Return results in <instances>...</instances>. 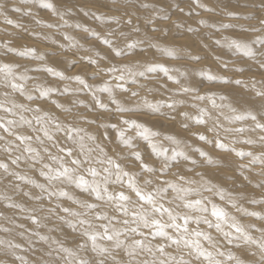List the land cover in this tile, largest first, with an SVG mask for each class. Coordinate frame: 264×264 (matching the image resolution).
Returning a JSON list of instances; mask_svg holds the SVG:
<instances>
[{
  "label": "bare ground",
  "instance_id": "bare-ground-1",
  "mask_svg": "<svg viewBox=\"0 0 264 264\" xmlns=\"http://www.w3.org/2000/svg\"><path fill=\"white\" fill-rule=\"evenodd\" d=\"M100 1L99 0H51V2L54 3L58 9L57 13H53L50 10L49 12L45 11L44 8L40 5L39 0H0V45H4V43H7L5 44L7 46L4 47L6 48L5 50L8 49L9 51V49H15V51H9V56L7 55V53H4L3 51L4 55L3 57H0V64H9V65L18 66L15 68L17 75L24 74L25 76L29 77L27 80H24V81L16 80L17 83H21L24 86V90L21 92L20 90L12 89L11 87H8V86L7 88H4L3 75L0 74V102L4 104V107L0 108V122L7 124V121H9V117L10 116L14 117V114L11 111L6 110L9 106L23 105L24 108L18 111L19 117L23 116L25 119H29V121H31V123L35 126L42 125L36 122V117L44 116L43 112H45L48 116H51L53 119L59 122L62 125V127H64V129L66 128L68 129V127L70 126L71 128L83 129V131H89L93 133L95 136L98 137V142L100 144L104 143V141H108L105 138L101 139L103 132H105L107 133V136L109 137L110 142H108V144L109 143L111 144V145H108L110 147L109 148L107 146V142L104 143L106 146L105 151H107L108 149L112 151V154H110L111 156H109V157H112V159L117 158V159H120V161L122 160L121 162L122 168L124 169V171H127L130 175L134 176L138 186L142 190L146 186L148 185L150 186L151 184H152L151 186L153 187V183H154L153 181L155 180V178H156V181H158V184L156 185V187L157 186L164 187L163 186L164 184L159 182V181H164L163 178H165V180H170V181H173V179L175 178V180L178 181L180 176H183L184 178L187 176H192L193 177L192 179L194 180H191V181H194L195 185H197L198 187V185H201V184L205 185L203 181L206 182V179L203 178L204 180L202 181L198 180V181H201L200 184H198L197 177L203 176V175L205 177L206 172H209L208 178H211L212 175L213 176L221 175V177L223 176V178H226L225 179L226 181L223 180L222 183L226 182L228 185L230 184V185L235 186L234 182L236 181L237 178L239 177L240 179L242 178L241 176L238 177V175H243V174H240L242 172L241 171L239 172L237 170L239 172V174L237 175V171L236 172L231 171L233 170L230 168L232 165L228 163L229 165H231L230 167H228L229 165L227 164V162H226L227 167L228 169L230 168L231 170L230 169L228 170L222 167L220 164L216 166L217 163L221 160H226V161L230 160L231 162H233L234 167L235 166L240 167L239 164H241L242 169L241 168L240 169L244 171L245 170L244 168H246L247 171H245L244 173L247 172V177H249L248 175L250 173H253L254 178L252 177L253 180H250L248 178L250 181H253L252 183L253 185L251 184L252 188L249 187V190L247 188L246 189L243 188L242 191L246 190L245 194L242 191L239 193L240 191L239 189V191H237L238 193L235 192L237 193L236 195L239 196V199L237 196L234 197L235 199L228 197L227 199L229 200L232 199L233 201V202L232 201L229 202V200H227L228 203L230 204L232 202L233 204L235 202L236 205L238 204L237 206H240L239 204H241V207H243V209L247 207L243 200H247V203L250 201V204L252 205L261 204L260 201H264V164H262L259 160H257L254 163L251 156H244L241 158H237L235 154L236 156L235 158V156L232 155L234 154L233 151H231L232 153H227L228 150L235 148L236 152L237 151L238 152L243 151L245 153L251 152L253 156H264V141L260 139L262 136H264V131H261L260 129L256 130L257 128H253L255 127V122H253L251 119H248L245 121H238L235 123H229V121L226 120L225 117L226 116L230 117L233 115V113L230 111V109L227 106L223 108L222 107L213 108L212 105L210 104L211 102H209L208 104L204 103L205 101L200 102L199 99H196L197 96H195V93L190 92L192 95H190L189 97L187 95L189 99L187 98L185 100L186 101L185 106H187L185 107L182 104H178L175 98L176 96L174 94L175 102L174 103L172 102V103L177 104L173 107L174 109L176 110L185 109L186 113L191 111L189 112L188 115H190L191 117L195 119V117L200 115V110L195 111L193 109V105H195L196 107L206 109L207 111L210 110L213 114V117L205 116L204 118L206 119L207 122H209L210 120L212 121L214 120V122L216 123V124L214 123V125L216 126H214L211 122L210 124L212 125H209L208 123H206L205 125H200L196 123V120H192L193 119L192 118L191 119L192 122L191 124H189L191 126L188 127L189 126L188 125L185 128V127H181L177 125L180 123L179 122L180 120L178 121V119L173 116V111H172V116L169 115L170 117L162 116L161 115L162 113L160 114L161 116L159 115V113L157 116V114L152 111L154 114H156L155 116L152 114L151 110L149 111V113H151L150 115H148L147 113H141L140 110L135 111V112L130 111L126 113H117L115 112V105L112 103V100L109 94L106 92H100L98 91V89L102 87L105 82H107L108 84L112 86L113 94L115 95L116 99L119 100L123 106L128 107V108L130 106H138L139 102H141V101L138 102V100H140V98H143V97L145 98L149 97V99H154V100L155 99L161 100V98L164 97L167 91L166 92L160 91L159 89L160 86H158L159 88L153 87L154 89L152 90L150 89V87L153 86L154 84L158 85V82H163L164 84V82L167 83V80H168V83L169 81H173V80L167 79L168 75H165L167 77L165 79V77L164 78L162 77V74L160 76L159 74H157V72H152V71H150V73L147 74L146 76H142L140 73L142 80L141 78L138 80L135 78V74H136L135 71L131 68L135 64L138 65L140 63L143 65L142 62L149 61L150 59L149 57L157 56L156 54L161 53L164 57H167L162 53L164 51H162L161 49H166V48L183 49L184 50L183 52L187 53L188 51H190L191 55L193 53L194 56L199 57V59L197 58L189 59L190 55L185 54V56L187 55L188 57L180 56L179 54H183V53H179V52L172 50L175 56L172 57L173 59L170 60V62H166V63L167 64L173 63L172 66L175 65V67L179 68L180 70L179 73L181 75L184 74L183 78H187V81H189L188 77L189 76L193 77V75L196 77V79H197V76H199V77H203L204 80L206 79L208 81L209 79L206 76L211 74L209 72V69H212L218 72L223 70L224 72L222 73L221 76H223V78L227 80H231V81L241 80L244 82L242 84L230 83L232 84V86L231 85L224 86L223 84L221 85V84H216V83H212L213 85L206 86V84L211 80H209L205 85H203L202 83L204 80L198 78L200 80L197 79L198 82L195 80L196 83L195 82L193 83L194 84L193 86L195 88L192 86V84L190 86L191 88L193 87V89H196V88L199 89V86H200L199 84L201 83L203 87L201 88L200 86L201 89L199 93L202 92L201 90L205 91V93L203 92L204 95L205 94L211 95L215 93L214 97H218V99L220 98V96H226L227 97L226 100L219 99L220 101L219 104L217 102L216 103L218 105H222L223 103H225L226 105H231L232 108L239 110L238 111L239 113L241 112L249 113L250 112L253 115H257L258 122L264 123V119H261V120L259 119V118L264 117V97L257 95L258 90L264 91V43H261V41H264V24L261 23V21L264 20V0H211V2L209 3L210 5L206 4L207 5L206 8H203L197 5L196 0H179L178 3H177V0H166V1L164 0V2L162 0H155V2H153V0L152 1L151 0H143V1L135 0V3H137V1L140 2L141 6L139 7L140 8L142 7V11L138 10L140 8L137 5L136 6L138 7V9L137 8L133 9L130 7L131 9L129 10V8L122 7V3H123L122 1H125L126 3L128 0L127 1L122 0L120 2L117 0L116 1L114 0L112 1V3L110 0L108 1L103 0L104 2L102 3ZM203 1L206 2L207 0H203ZM239 1L240 3H242L241 1H243L244 2L243 5H249L247 6L248 8H244V10H242L243 14L248 12L247 14H245L246 17L241 16V13H239L240 8L238 7L236 8L233 5V4H238V6H240ZM128 2L127 4H129L131 1L129 3ZM143 2L152 8H147V10H145L146 7H144L145 9H143V6H142L144 5ZM205 2L204 3L202 2V4L204 5ZM208 2L209 1H207L206 3ZM134 4H131V5L133 6ZM16 8H19L20 11L19 12L15 11L14 9ZM209 8L212 10L208 11L207 9ZM6 9H9L10 12L12 10V12L14 13L16 12V13L13 14L11 12V13L6 14L7 13ZM181 9H183V11H181ZM148 10H151V11H148ZM243 11H246V12H243ZM167 12L168 13L171 12L172 17L168 15L169 17L167 18L166 16ZM85 13H87V15H85ZM61 14H63V19H61ZM184 16L189 19H186L185 21ZM98 17H103V19H99ZM9 20H11L12 23H8ZM129 20L131 21V23H128ZM64 21H67V24H65ZM201 21H204V23H201ZM184 22H186V24H188L190 28L187 29L186 26H183ZM77 24L81 25V27L77 28L76 27ZM179 24L181 25L183 24L182 25L183 27L180 26L183 29H179L180 27L178 28ZM223 25H232V27L225 28L223 27ZM85 29H87V31H85ZM171 29L173 30L171 34L170 33L167 34L168 30L171 31ZM252 29H257V30L254 31ZM183 30L185 32H183ZM121 31L124 32V34L126 32L127 40H125L122 37L120 33ZM186 31L188 33H186ZM93 33H96L97 35H93ZM117 33L118 35H116ZM175 33L177 35H175ZM189 33H191L192 35L195 34V36H197L196 39H198L200 36H202L203 38L206 37L207 39L205 38V40L202 42L206 45V47H203L204 45L203 46L199 45L201 48H198V46H195V48L197 47L196 49H199L198 51H193L195 49L190 50L191 48H193L192 46L194 45L191 44L192 39L190 40V38H192L193 36L188 35ZM226 33H229V35H226ZM66 37H70L71 39H68ZM179 37L180 38L185 37L184 39L188 41V43L181 42L183 43V46L181 48H179L181 44L179 42L180 41ZM42 39H48L50 42L45 45H43V43L39 44L37 41L41 40L43 42ZM104 39H108L111 42V48H112L111 50L108 45H105L103 43ZM166 39L168 40L166 41ZM218 40L220 41L219 44L216 43V41ZM231 40H237L241 44L247 45L251 49V52L253 54L246 55L244 51H241V50L239 51L235 49L234 46H233L234 47L233 49L236 51L232 53L233 49L232 50L230 49L231 54L230 53L224 54L223 52L220 53L216 49L214 50H216L217 52L213 50L214 46L223 47V49H225V47H229L228 44L230 43ZM133 42H137L136 47L129 48L128 44L133 43ZM150 44L153 47L152 48L153 51L150 50V51L143 53V51H146L149 49L148 46ZM30 49H34V52H29L28 50ZM113 49H120L123 54L117 56L115 52L113 51ZM224 51H228V50H224ZM21 52H25L27 54L21 55L20 54ZM214 52L218 54L217 56L220 55L219 56L220 58H217L216 56H214L215 54ZM238 54H241L244 56L241 57ZM237 55L238 57H235ZM142 56H144V58H140ZM41 57L43 58L41 59ZM89 57L97 60L98 64H91L88 59ZM156 60L157 59H155V61ZM158 61L162 62L161 59H158L157 62ZM246 62L248 66L246 65ZM242 64H245V67L249 69H253L251 70L252 72H249L247 68L245 71H242V72L237 71V69H243L241 68L243 67ZM130 65L131 66L133 65V66L131 67ZM49 67L55 69L56 72L63 73L65 77H68V79H61L59 76H55L52 73H49L43 70ZM71 67L74 69L70 70L72 69ZM112 67H116L117 69H119V71L115 73L108 71ZM136 70L137 72L140 71L138 69ZM206 71H208L207 73L209 74L205 73ZM173 72H177V71L174 70ZM170 74L171 72L169 73V76L172 75ZM120 75H124L125 79L123 81H118L116 79V77ZM181 75L180 76L175 75V76L176 78L178 77L181 78ZM75 76L82 77L86 81L87 85L91 86L92 88L95 87L93 88L94 91L90 90L88 87H85L84 85H81V84L76 85L75 82H78V81L75 79H72V77H75ZM216 76L217 74L215 75V77ZM144 78H146L147 81H145ZM33 79L36 80L35 83L31 81ZM192 80L194 81V79ZM218 80L220 79H217V81ZM30 81L33 82L34 84L33 83L31 84ZM213 81L214 80H212L211 82ZM118 83H122L125 88L129 89V91L125 92L119 88H116V85ZM197 83L199 86L197 85ZM170 86H173V85H170ZM48 88L54 89V91L50 92L48 96H42L40 94L41 89H48ZM65 89H67V91H65ZM5 90L9 91V93L7 92L8 93L7 95H5V92H6ZM157 90L160 92H158ZM156 91L159 94H156L155 93ZM132 92H137L138 95L132 96L131 95ZM93 93H95L96 97L99 98V100L102 103L107 105V108H100L98 104H93L91 108H88L90 104L95 102V99L93 98ZM101 93H106V95L104 96ZM186 93L188 94L189 92H186ZM29 95L33 97L32 100L28 99ZM130 95L132 96V98L129 97ZM199 95L202 96L203 94L202 95L199 94ZM4 96H6L7 100H9V105H7V103L1 99ZM171 97L170 98L167 97L168 99V100L166 99L167 103L169 100L170 101L173 100ZM191 97L193 98V100H195V103L193 102V100H191ZM239 97H240V100H238ZM3 99H5V97ZM196 100H199L197 101L198 103L196 102ZM187 102L189 104L193 102V104L188 106ZM169 103L171 104V102ZM140 104H143V103H140ZM239 106H240V109H238ZM243 107H245V109ZM36 108H39L40 111L36 112L32 110ZM141 108H142V105H141ZM143 108H147V107H143ZM165 108L163 106L162 109H165ZM173 108H169L170 111ZM24 109H29V110L25 111ZM121 116H123L124 119L136 120L137 122L142 123L146 127L150 128L151 130L155 129L157 132H158L157 130L158 128L160 129V131H163V134H166V135H171V136L176 137V134L174 133L176 131V133H180V135L184 136L185 139L187 138L191 141L193 140L196 141L199 134L206 135L208 139L212 141H215L217 138H219V139H222L224 143L227 144L229 147H228V150H221L215 146V143H206L204 141H202V143H198L199 141L201 142L199 138H198L199 141L197 143L193 142L197 149H202L204 152L208 154V156L211 155V158L212 156H214L217 159L215 160L216 165L214 162L213 166L208 167L204 163L207 161V160L206 161L204 160L205 157H202L200 155L194 156L196 151L193 152V150L190 149V147H188V144H192V143L189 142V140H187L189 143L188 142H187L188 144L186 143L187 149L186 148L185 149L190 151L189 153L193 154L192 155L193 158L191 159L197 161L196 164H192L191 159L189 160L191 165L193 166V168L191 166L192 171L188 172L187 170H185L188 173L186 172L182 173V170L186 168L187 166V162L185 163L186 164L185 166V164L182 161L183 157L178 156L175 161H171V160L168 161V163L169 162L170 163L172 162V163H171V167L167 170L166 175L161 174V172H159L158 175H156L157 173L156 174L148 173V172L141 170L140 162L137 161L135 158V155H134L135 152H139L144 162L149 164L150 166H152L153 165L152 163H154V166L156 165L157 167L162 168L164 163L159 162L158 157L154 156V154L151 153L152 151H151V148L148 142L142 139L139 135H137V131L135 128H129L128 126L123 125L120 122L119 119L121 118ZM175 119H177L178 123L175 121ZM188 119H190V117ZM183 123L181 124L183 125ZM105 124H109V126L108 127L101 126ZM112 124H116L117 128L110 127V125ZM95 125L96 127H94ZM218 125H223L224 127L220 128L218 127ZM245 125L247 126L245 127ZM241 127L245 128L246 131H244L243 133L224 131V128H241ZM118 128L126 129V132H125L126 137L129 136L132 139L133 138L132 136H134L133 141L136 143L138 150H136V148H132L133 146L130 148H127L126 147L127 145H123L120 143V141L118 140ZM177 128H180L181 130H177ZM213 128H215L216 131H212L211 129ZM254 130L258 131L259 133L253 132ZM217 133H219V136H217ZM245 133L247 137L244 140L246 141V140L251 139L252 141H254V143H245L243 145L237 144V141L242 140V138H240L241 137L240 134L245 135ZM72 134L76 135V133L74 132ZM0 135L4 137V139L0 140V153L2 154L5 152H9L8 150H6L8 148H10L11 150L12 149L16 150V146H18L21 143V140L17 139V136L9 135L3 129H0ZM19 135L31 136L30 133H22ZM234 137H235V140H234ZM232 140H234V144L231 143ZM118 141H119V144H117ZM157 142L161 146L164 143L163 141H160V140ZM169 143L172 146V143L171 142ZM45 144L50 145L48 139L45 141ZM74 144L78 145V143H74ZM208 144H210L209 146L210 148L208 147ZM166 145H167V142L162 147L164 148L166 147ZM181 145L183 146V142L181 143V141H179L178 146L176 147H180ZM95 146H96V143L91 140L86 144V147H89V148L95 149ZM214 146L216 150L214 149ZM65 147H62V148H65ZM191 147L194 148V146H191ZM183 148L184 147H182V149ZM49 153L51 155H49ZM45 154L47 157H51V156L59 157L60 156L66 166L70 165L69 167H74L71 164V159H67L69 158L67 154H66V157H62L61 151L60 153H58L57 150L49 149L48 152H46ZM64 154L65 152L63 153V156ZM96 155H99V154L97 153ZM132 156L134 157V160L130 158ZM97 158L101 159L102 157L101 156H97L96 158L90 157L91 164H92V161H96ZM235 163H239V164L235 165ZM91 164L90 165L84 164L80 169L81 174H83L85 178L87 179L90 178L89 180H91L92 177L90 176V174L84 172L83 168L92 166ZM96 165H97L96 166L97 170L101 171L102 172L101 175L103 176V168L107 167L108 165L107 166H105L106 164H102V165L96 164ZM13 168L14 167L12 166H8L9 170H12ZM35 169H36V166L33 163H28V164L20 166L18 168V171L17 172L15 171V173L20 176L30 177L34 174ZM210 174L212 175L210 176ZM160 175H162V177ZM19 179L20 178L10 176V173H4L0 169V186L4 184L5 186L15 187V188H9V189L0 188V240L4 241L3 244H0V264H63L64 262H67L66 264H79L80 259L88 260L90 261V264H92V262L94 263L99 260H104L105 264H115V262H119V264H140L139 262L142 261V258H140V261H138L139 260L138 259L137 263L136 261H130V259L140 256L145 251L142 249H138L136 251L135 256L130 257L129 255L127 256L128 251L126 247H121L117 249L114 247V245L111 244V242L113 241H108L106 239V240H102V241H105L104 243L102 241L100 242V240H97V244L102 247L108 248L110 254L98 256L97 253L92 250L91 241L89 240L87 236L83 234L85 229H87L89 232H97V233L103 234L104 230L101 227V225L107 224L106 222L108 221H101V222L98 221L97 222L98 219H96L95 212L93 210H89L87 208L81 207L79 204L74 203L73 200L69 199L68 197H63L59 195H50V193H59L60 191H66L65 187L67 185L65 184V182H63L62 180H57L54 184H51L49 183V181L46 180V178H43L40 184L45 185V188H41V190L34 193L30 191L29 189H27L26 186L22 184L20 180H24V179H20V180ZM227 179L229 180V182H227ZM243 179H244V176H243ZM147 180H151L152 183L151 184L146 183ZM230 180L232 181L235 180V181L231 182ZM176 181L174 182L178 184L179 182H176ZM183 182L186 183L185 181ZM206 183H209V182H206ZM226 183L219 184L220 187L217 186L218 184H216L215 186L216 188H218L217 189L218 191L216 192H219V190L221 191L223 189L222 187H224V189L225 188L227 189ZM250 183H248V185ZM114 184L115 183L111 184L113 186L109 184L110 185L108 186L109 191L119 192L125 189L124 191L127 192L128 187H127L126 182L123 185L117 184L118 187H116ZM143 185H146V186H143ZM184 186L192 188L191 184H187V185L185 184ZM155 188H152L151 191L154 190ZM231 188L233 191H236V189H233V187ZM231 188L227 189V191L231 190ZM149 189L150 187L148 188V190ZM145 190L147 189L145 188L143 191ZM201 190H202L200 194L201 197L207 198V199H209L210 197L214 199L216 198L215 195L212 194L213 192H215L214 190L216 189H212L211 192H208V191H204L202 187ZM128 192L130 193L131 191L128 189ZM172 192H173L172 189L169 188L167 193L164 194L163 198L159 201V203H162L165 207H168V204H170V201H168L167 199H171L170 197L174 199V197L176 196V193L175 195L170 196ZM248 193H251L253 197H250ZM69 194L74 199H77L80 201H86L88 203H97L100 205V207L104 204V202L102 203V201L95 200L94 196H89L87 193H83L82 190L76 188L75 185L72 186V190L69 191ZM216 195L219 196V194H216ZM129 196H130L131 202L134 203V205L132 206L136 208V211L139 210L140 206H143L145 209L150 210L149 205L145 204L142 201L138 202V198L135 196L133 192H131ZM227 196L228 195H226V197ZM196 197L198 198L199 196H196ZM190 198L196 200L195 198H193V196ZM214 199H211V200H214ZM174 200L177 202L176 205H178L179 208L176 206L175 207L171 206V207L178 208L180 210V214L182 213L185 215L186 213L187 215V212H186L187 208L183 206L184 203H182V201L179 199H174ZM218 200H221V198ZM52 201H54V204L50 203ZM252 201H256V203ZM216 202L214 203L213 201V204L219 205ZM48 203L50 204L47 205ZM178 203H181L180 206L181 207L183 206L182 207L183 209L179 206ZM242 203L245 204L244 205L245 208L244 206H242ZM3 204L6 205L4 209L1 208ZM131 204L132 203H130V205ZM10 205H16V206L13 207ZM226 206L231 207V204L230 205L226 204ZM100 207H98V209L101 210ZM107 207L109 211L111 210V212L114 210L116 211L114 205L112 204L108 203V206L106 205V208ZM64 208H69L73 212H79L81 213V216L74 217L70 215L69 213H67L69 215H66V213L63 211ZM180 208L182 209L183 212L186 210L185 213H183ZM250 208L251 207H249V209ZM178 209H176V211ZM97 210L96 212H98ZM192 210L194 209H191V214H192L191 217L193 215H196L194 217H197L199 214H193L194 212L192 213ZM251 210L252 208L250 209V211ZM115 211L112 212V214L114 213L113 215L111 213H108V216L116 217V219L112 220L111 224H109V227L112 226L113 228L116 227V225L120 227L119 225L120 219H121V222L124 220L123 218H121L122 216L120 217L121 212L119 211L115 212ZM131 211H135V209L133 208V210ZM253 211L254 210H252V212ZM259 211L258 212L255 211L261 214L257 216L247 215L246 212L242 211L245 216L247 215L245 219L243 220L244 222L243 221L242 222L243 224H245V226L249 227V230L252 232V235L248 234L250 236H253L254 234H256L257 229H261V228L264 229V219H261V217H263L262 213L264 212L261 211L260 213ZM226 212L228 213V211ZM236 212H237V208H236ZM236 212H232L233 214L231 215L235 217V222L239 224V221H241L239 218L243 217L244 215L243 214L241 215V213L238 211L237 212L238 218H237L235 216ZM196 213H198V211H196ZM238 213H240V217ZM156 214L157 213H155V217H156ZM206 215H209V213H207ZM231 215H229V217H232ZM129 217L132 218L131 216ZM129 217H126V218L124 217V218L127 219ZM161 217L162 218H160L158 214L157 218H159V220L162 219L161 220L162 222H164L163 219L168 220L167 218H165L166 217L165 215ZM33 218H35V220L38 221V223L34 222ZM80 219H86L90 221L92 227L89 228L88 225H81L79 223ZM68 221H72L76 225L75 228L71 227ZM116 222H118V224H114ZM194 223H193L194 230H200L204 232V231H207L206 229H209L208 231L211 232V230L213 229V228L210 229L208 226H205L204 223L203 224L201 223L199 225H195ZM213 223H215V221ZM190 224L192 225V223ZM131 227H136V225L134 226L133 223H130L129 225L126 226L123 224V226L121 225V230L123 231L124 229L131 228ZM153 228L154 226L152 228H141L140 230L145 234L144 237L143 238L141 236L138 237L137 234L135 233L136 238L132 239L133 241L138 240V239H145V238L147 239V240L145 239V243L146 244L149 243L148 245H150L152 248V252H148L146 250L147 254L151 258H148L149 256L146 253H143V255L148 256L147 257L148 264L153 262L154 260L153 258L158 259V260L155 259L156 262H159V260H161L162 258V254L156 250L157 245H161L162 243L161 244L157 243V245H155L156 243L154 244L153 242H150L152 241L151 233L154 231ZM191 228H189V230ZM226 228L228 229L229 227H226ZM4 229H8V231H5ZM227 229L224 228V231L225 230L228 231ZM169 230L170 229H167L166 231L169 232ZM194 230H190V231H194ZM215 231L217 232V230ZM229 231H232L235 234L234 229L229 230ZM216 232L214 233L216 234ZM260 232L262 234L264 233L262 231ZM130 234H132V232L130 231L124 232L123 234L124 237H122L121 240H124L126 242L128 239H131L132 238L131 236H133L134 233L132 235ZM217 234L218 235L215 237H217L218 239L219 236L221 237L220 234L222 233L217 232ZM169 235L177 237V235L179 236V232L173 230L169 232ZM235 235H239V234H235ZM40 236H45L47 237V239L41 240ZM211 236L214 239L213 233L211 234ZM257 237L258 238L253 241H259L258 239L260 238L262 239L264 235H262L260 238L259 236ZM253 238L254 236L252 237V239ZM148 239H150V241ZM152 239L155 240V238H152ZM161 239L159 240L162 241L164 244V241H163L164 239L163 240ZM200 239L201 238H199V241H201ZM221 239L222 240L220 241V243L223 241L221 249H217V243L216 244L214 243V244H215L216 249L218 251L220 250L219 252L224 253L223 256L219 255V258H222L223 260L225 259L223 262H226L227 260L226 259L227 257L224 258V256L228 255L227 253L228 250H231L229 252L230 253L232 252L233 254L234 253L233 250L235 249L244 248L245 250V247L246 248L248 247L247 249L249 250L251 249L249 248L250 246L253 248L251 249L253 251L250 250V252H252L251 253L252 255L257 252L258 254L260 253L259 255L258 254L256 255L257 257L253 256L252 260L248 261L249 260L248 252L243 251V255H241L242 251L240 252L238 250H237L238 251L237 253L235 250V257L237 258V260L239 259V261L243 262L242 264H262V258H264V252L259 250L260 248L259 249L256 248V243L246 241L244 239H240V240L233 239L232 245L234 246L236 245V248L233 246L235 248L234 249L231 246V244H230L231 246L230 248L229 243L225 240L223 235ZM204 241L205 243L207 242L206 244L209 243L208 241L203 239V242ZM165 242H167L165 243V245H161V246H165V254H167L168 256L171 255V257L176 258V261H173L172 264H178L181 257H183L185 261H190L192 264H207V261H205L202 258L197 259L194 256H188L185 250V248L187 247H185L183 244H181L180 246H177L175 244L173 245L172 243L173 245L172 246L170 245L171 241L165 240ZM16 245H18V247H16ZM80 245H85V246L80 247ZM208 245H211V244H208ZM215 247L213 248L209 247V248L214 249ZM62 249H69L70 252H65ZM217 250L216 252H213V254L214 253L216 254ZM191 251L192 253H195L194 250L191 249ZM254 251L255 253H253ZM27 252L37 253L38 255H42V256L40 257L38 261H31L30 258L27 256ZM113 257L115 258V260H113ZM217 258H218V255H217ZM245 259L249 263H246ZM142 264H143V261H142ZM229 264H232V263H229ZM234 264H236V261H234Z\"/></svg>",
  "mask_w": 264,
  "mask_h": 264
},
{
  "label": "snow or ice",
  "instance_id": "snow-or-ice-1",
  "mask_svg": "<svg viewBox=\"0 0 264 264\" xmlns=\"http://www.w3.org/2000/svg\"><path fill=\"white\" fill-rule=\"evenodd\" d=\"M196 2L199 4V0H196ZM40 5L50 10L53 13H57L58 9L54 3L51 2V0H39ZM200 7H205V5H199ZM144 7H149V5H144ZM15 11L19 12L20 9L16 8ZM208 11H211L212 9H207ZM183 11V9H181ZM87 15V13H85ZM231 15V13H230ZM99 19H103V17H98ZM61 19H63V14H61ZM8 23H12L11 20L8 21ZM65 24H67V21H64ZM128 23H131L129 20ZM201 23H204V21H201ZM262 24H264V20L261 21ZM51 26V25H49ZM77 28L81 27V25L77 24ZM225 28H230L232 25H223ZM257 30V29H252ZM87 31V29H85ZM93 35H97L96 33H93ZM68 39H71L70 37H66ZM227 39V38H225ZM103 43L105 45H108L111 48V42L108 39H104ZM137 42H133L128 44L129 48H135ZM217 44L220 43V41H216ZM261 43H264V41H261ZM229 47H235L238 50L244 51L246 55H252L251 49L244 44H241L237 40H231L228 44ZM164 52H167L169 55H172V51L169 49H161ZM9 51H15V49H9ZM29 52H34V49L28 50ZM115 54L117 56L122 55V51L120 49H113ZM21 55H25L27 53L21 52ZM43 57H41L42 59ZM91 64H98V61L95 59H92L91 57L88 58ZM199 59V57H197ZM18 66L15 65H9V64H0V74L3 75V82L5 83V86L11 87L12 89L20 90L21 92L24 90V86L21 83H17L16 80L24 81L28 79L29 77L25 76L24 74L17 75L15 68ZM157 68H160L161 71L164 72L165 75H168L169 69L167 67H164L162 65L157 66H150L148 68V71H156ZM39 70V69H38ZM44 71H47L49 73H52L55 76H59L61 79H68V77H65L63 73L56 72L53 68H45ZM108 71L115 73L119 71L116 67H112ZM237 71H244V69H237ZM72 79L77 80L81 85H84L85 87H90L87 85L86 81L80 77L75 76L72 77ZM118 81H123L125 79L124 75H120L116 77ZM169 79L174 80L175 82L179 83L178 80H175V77L169 76ZM209 80H216L221 79L224 83H235V84H242L244 83L241 80H227L223 77H215L212 75L208 76ZM116 88L121 89L122 91H129V89L125 88L122 83H118L116 85ZM192 89L190 88H184V92H189ZM54 91V89L48 88V89H41L40 94L42 96H48L50 92ZM67 91V89H65ZM100 92H106L111 97L112 103L115 105V112L117 113H126L130 111H134L137 109H132L123 106L119 100L116 99L115 95L113 94V88L110 84L107 82L104 83L102 87L98 89ZM7 95V93H5ZM132 96H137V92H132ZM257 95L264 97V91H257ZM215 94H211L208 97L205 96H197L196 99L204 100V99H210L212 103L213 108H221L225 107V105H218L216 103V100L214 98ZM93 98L95 99L96 104L99 105L100 108H107V105L102 103L99 98L96 97L95 93H93ZM29 100H32L33 97L31 95L28 96ZM226 96H220V100H226ZM144 104L146 107L151 109L153 112H159L161 105L160 104H150L146 99L144 101ZM230 111L233 113L232 116H226L225 119L229 121V123H235L238 121H245L248 119H251L253 122H255V128L260 129L261 131H264V123H260L257 120L256 115H253L252 113H239L237 114V110L235 108H232L231 105H226ZM4 104L0 102V108H3ZM13 107H20L24 108L23 105H13ZM169 108H173L174 104H169ZM195 107V105H193ZM7 111H12V108H7ZM25 111H28L29 109H24ZM33 111L39 112L40 109H32ZM185 117H188V113H183ZM208 115V112L206 109H200V115L195 117L197 124H206L207 121L204 119L205 116ZM21 121L25 124H31V121L26 120L23 116L20 117ZM36 122L38 124H42L43 127L40 129L43 132V135L47 137L48 140H53L54 137L51 135L49 130V123L53 124L55 126V129L57 131H64V127L57 122L55 119H53L51 116H48L45 114L44 116H37ZM15 121L9 120L7 121V124L0 122V129H3L5 132H7L9 135L17 136V139L27 142L32 139L31 136H25V135H17L13 128L10 127L12 125H15ZM121 123L123 125L128 126L129 128H135L137 130V135H139L142 139L146 140L151 148L152 153L155 154L157 157H164V164L163 167L160 169L161 174L166 175L167 170L171 167V164L168 163L169 160L175 161L176 158L183 157L185 161L190 160L191 158L183 151L173 149V154L169 157L168 156V149L163 148L161 145H159L157 142L154 141V137L159 136L160 134L158 132L152 131L150 128L146 127L144 124L137 122L133 119H124L123 116H121ZM102 127H108L109 125H101ZM112 128H117L116 124L110 125ZM187 127V125H185ZM218 127L223 128V125H218ZM36 129H33L35 131ZM212 131H216L215 128L211 129ZM67 131L69 132L68 139H73L71 136V133H76L78 136V140H73L74 143H78L81 152L84 154V159L81 160L79 158H73L71 160V164L74 165V167L66 166L63 163V160L61 157L51 156V159L53 160H59L60 161V168L58 169H52L50 165L45 164L44 168L48 169V171H44L43 169L40 172V175L45 177L47 181H57L62 180L63 182L68 183L69 185H75L76 188L81 189L83 193H87L89 196H94L95 200L102 201L105 203H109L114 205L115 209L123 214L125 217L131 216L132 219H124L122 223L124 225H129L130 223H135L136 227L126 228L123 231L120 229L112 228L110 229L108 224H102L101 227L103 228V234L97 233V232H89L87 229L84 231V235L89 238L91 241L92 250L97 253L98 256H103L105 254H110L109 249L106 247H102L97 244V239L100 237L101 239H107L108 241L114 242V247L119 249L121 247H126L128 251V255L130 257H134L136 254V251L138 249L147 250L148 252H152V248L150 245L145 243V239H138L134 240L132 244L128 245L124 240L120 239V236L124 234V232L130 231L132 233H136L140 235L141 237H144V233L140 231V228H152L155 226L156 230L151 233L152 237H164L168 241H171L173 244L180 246L183 244L185 247H188L189 249H192L195 251L196 258L200 259L201 257L207 261V264H221L219 260H216L213 256V253L211 251H208L204 249L199 241V238H203L204 240H207L209 244H211L213 247H215V244L213 243V238L210 234L200 231V230H189V222L193 220V217L189 215H183L181 216L180 213L175 212L172 208L165 207L162 203H159V201L163 198L164 194L167 193L168 189L171 188L172 191L176 193V196L174 199H179L184 203V206L189 209H195L198 212H200L202 215L197 216L194 218L195 223L199 225L201 222L206 224L209 228L215 227V229L218 232H222L224 238L227 240L229 244L233 243V239L240 240L244 239L246 241H250L253 243H258L259 248L262 252H264V238H262L260 241H253L252 237L248 235L247 232L244 231L243 227L235 222V217H229V214L221 207L217 206L216 204H211V209L205 204V199H196V200H189L187 199L191 195L200 196L201 190L199 188H191V187H183L177 183H174L170 180H165L162 183L165 185L164 187L157 186L153 191L147 192L143 191L137 184L134 176L130 175L127 171H124V169L121 167L120 164H118L115 160H113L111 157L107 156V153L105 152L104 148L97 144L96 148H87L85 151V144H84V137L79 136V133L83 131V129H77V128H71L68 127ZM225 132H238L243 133L246 131L245 128H224ZM126 129L125 128H118V138L121 144L127 145L128 147H132V139L131 137H126L125 135ZM217 136H219V133H217ZM166 140L170 141L173 144H178L179 141L176 140L174 136L167 135L164 137ZM198 138L201 141H204L206 143H215V146L221 150H228V145L224 143L222 139L217 138L215 141L209 140L208 137L204 134H199ZM4 139L2 135H0V140ZM89 140L95 141V137H88ZM262 141H264V136L260 138ZM37 140H40L39 137H37ZM246 143H254L252 140L245 141ZM40 143L43 144V141L40 140ZM99 150V152L105 157V159H99L97 158L96 163L99 164H107L108 167L103 168L104 175L101 176V172L97 170L96 167L88 166L86 168H83V171L90 174L92 177L91 180L86 179L83 174H81L80 169L84 164H91L90 161V155L93 151ZM8 151H11L10 148L6 149ZM26 151L31 155V158L34 161H41L43 158L40 155V152L31 146H28L26 148ZM45 152H48L47 148H44ZM61 152H66L69 157L73 156V149L71 148H61ZM197 152H199L200 156L205 157L208 164H213L214 161L206 152H204L202 149H196ZM231 151L236 152L235 148H232ZM236 154L240 157L244 156H251L253 159V162L255 163L257 160H259L262 164H264V156H253L251 152L245 153L243 151L236 152ZM49 155H51L49 153ZM135 158L137 161L140 162L141 170L148 172V173H155L157 171L156 168L150 166L149 164L145 163L141 154L139 152L134 153ZM21 157H16L12 160L13 164H16ZM192 164H196V160H191ZM0 168H3L5 171L8 170V165L5 163L0 162ZM191 170V169H190ZM202 175V174H201ZM20 179H26L25 177H20ZM180 180H184L185 178L183 176L179 177ZM29 183H35V181L28 180ZM126 182L128 189L135 194V196L138 198V202H144L145 204L150 206V210L145 209L143 206L139 207V210L137 211H131L129 210V204L131 203L130 196L127 195L124 191L119 192H112L109 191V184L115 183V184H121L123 185ZM146 183H152L151 180H147ZM186 183L191 184L195 183L194 181H186ZM37 187L45 188V185L38 184ZM204 191L211 192L212 187L208 185V183H205V185L202 186ZM221 199H224L223 192H218ZM50 195H59L63 197H68L69 199H72L74 203L79 204L81 207L87 208L89 210H95L96 208L100 207L97 203H88L86 201H80L77 199H74L69 192L67 191H60L59 193H50ZM256 203V201H253ZM209 203H211L209 201ZM260 203H264V201H260ZM10 206H16V205H10ZM234 208H237V211H246L242 208H239L235 203L232 204ZM63 211L65 213H69L70 215L74 217H80L81 213L79 212H73L69 208H64ZM211 213L212 217H215V223H213L212 220L208 219L206 213ZM155 213H159L161 216L164 214H167L168 216V223H162L159 219L155 218ZM247 215L257 216L259 215L256 212H249L246 213ZM95 217L98 220L102 221H108L109 224H111L112 220H115L116 217H109L106 213L103 212H96ZM182 219L183 224L178 223L177 221ZM261 219H264V217H261ZM34 222H37L35 218H33ZM231 221V222H230ZM69 225L73 228H75V224L72 221H68ZM79 223L81 225H88L89 228L92 227L90 221L86 219H80ZM223 224H228L231 229L235 230V235L232 231H224ZM165 229H174L177 232H179L178 237H174L172 235H169V233ZM5 231H8V229H4ZM258 231L264 232V229H257ZM111 231V234L109 232ZM41 240H46L47 237L40 236ZM4 241L0 240V244H3ZM85 245H80V247H84ZM239 246V245H238ZM18 247V245H16ZM65 252H70L69 249H62ZM156 250L160 252L162 255L165 254V246L157 245ZM191 254V253H190ZM218 255L223 256V252H218ZM113 260L115 258L113 257ZM228 260L229 261H236V264H242L241 261L237 260V258L232 254L228 253ZM173 261H176L175 257H170L169 259H161L159 260L158 264H172ZM79 264H90V261L80 259ZM98 264H105L104 260H99ZM115 264H119V262H115ZM152 264H157L156 261H153ZM178 264H191L190 261H185L183 257L180 258ZM262 264H264V258H262Z\"/></svg>",
  "mask_w": 264,
  "mask_h": 264
},
{
  "label": "rangeland",
  "instance_id": "rangeland-1",
  "mask_svg": "<svg viewBox=\"0 0 264 264\" xmlns=\"http://www.w3.org/2000/svg\"><path fill=\"white\" fill-rule=\"evenodd\" d=\"M100 1V0H99ZM108 1V0H107ZM111 1V3H112V1H114V0H110ZM116 1V0H115ZM117 1H122V0H117ZM127 1V0H126ZM129 1V0H128ZM127 1V2H128ZM131 1V2H130ZM128 3L129 4H127V2L125 3V1H122L123 3H122V7H124V8H129V10L131 9V8H137L138 9V7L139 6H141V4H140V2L139 1H141V0H139V1H137V3H135V0H130ZM132 1H133V3H132ZM143 1V0H142ZM152 1V0H151ZM163 2H164V0H162ZM166 1V0H165ZM178 1L179 0H177V3H178ZM207 1H209L208 3H206ZM206 2L205 1H203V0H199V4L197 3V5H203L202 4V2L204 3L205 2V6L207 7V5L206 4H208V5H210L209 3L211 2V0H207ZM101 3L102 2H104L103 0H101L100 1ZM139 2V3H138ZM153 2H155V0H153ZM242 3H240V1H239V5L240 6H238V4H233L236 8L238 7V8H240L239 9V13H241V16H245L246 17V15L245 14H247V13H245V14H243L242 13V10H244V8H248L247 6H249V5H243L244 4V2L243 1H241ZM106 3V2H105ZM110 3V2H109ZM135 3V4H134ZM144 3V2H143ZM177 3H176V5H177ZM121 4V3H120ZM131 4H134L133 6H135V7H133ZM242 4V5H241ZM123 5H125V6H123ZM128 5V6H127ZM131 5V6H130ZM138 7H137V6ZM144 5H146L145 3H144ZM144 5H142L143 6V9H145L144 8ZM243 8H242V7ZM131 7V8H130ZM174 7H176V6H174ZM174 7H173V9H174ZM140 8V7H139ZM147 8H152V7H146V9L145 10H147ZM203 8H205V7H203ZM44 10L45 11H48L49 12V10L48 9H45L44 8ZM139 11L141 10L142 11V7L140 8V9H138ZM148 11H151V10H148ZM241 11V12H240ZM6 14H8V13H11L12 12V10H11V12L9 11V9H6ZM172 12V11H171ZM171 12H167V18L169 17L168 15H170V17H172V13ZM243 12H246V11H243ZM13 14H15L14 12H12ZM240 15V14H239ZM166 16H165V18H166ZM94 17V16H93ZM184 18H185V21H186V19H189V18H186L185 16H184ZM139 20V19H138ZM188 21V20H187ZM138 22H140V21H138ZM190 23V22H189ZM184 24V25H183ZM182 25L183 26H186L187 27V29L188 28H190V26H188V24H186V22H184ZM35 25H36V23H35ZM181 24H179V26H178V28L181 26V27H183ZM190 25V24H189ZM179 28V29H183V28ZM178 28H176V29H178ZM184 29H186V28H184ZM173 30L171 29V31H169L168 30V32H167V34L168 33H170L171 34V32H172ZM215 31V30H214ZM183 32H185L184 30H183ZM223 32H225V31H223ZM227 32V31H226ZM121 33V35H122V37L125 39V40H127L126 39V32H125V34H124V32H120ZM123 33V34H122ZM186 33H188L187 31H186ZM116 35H118V33L116 34ZM175 35H177L176 33H175ZM188 35H190V36H193L192 38H190V40L192 39V43L191 42H189V43H191L192 45H194V46H192L193 48H191L190 50H193V49H195V50H193V51H198L199 49H196L195 48V46H198V48H201L200 46L202 45H204L203 47H206V45L204 44V43H202L204 40H205V38H203L202 36H200L198 39H196L197 38V36H195V34H191V33H189ZM226 35H229V33H226ZM231 35V34H230ZM140 37V36H139ZM195 37V38H194ZM49 38V37H48ZM180 38V37H179ZM185 37H182V38H180V43L181 42H183V43H188V41L187 40H185L184 39ZM201 38V39H200ZM38 39V38H37ZM182 39V40H181ZM193 39H195V40H193ZM207 39V38H206ZM43 40V42L40 40H38L37 42L39 43V44H42L43 43V45H45V44H47V43H49L50 41L48 40V39H42ZM168 39H166V41H167ZM189 40V41H190ZM198 40V41H197ZM47 41V42H46ZM187 41V42H186ZM11 42H12V40H11ZM41 42V43H40ZM46 42V43H45ZM171 42V41H170ZM173 42V41H172ZM179 43V44H180ZM183 43H181L180 44V47L179 48H181L182 46H183ZM194 43V44H193ZM3 44V43H2ZM5 44H7V43H4V45H0L1 47L0 48H2V49H0V57H3V51H4V53H7V55L9 56V51H8V49L7 50H5L6 48H4V47H6L7 45H5ZM10 44V43H9ZM200 45V46H199ZM150 46V47H149ZM148 46V50H146V51H143V53H145V52H147V51H150V50H152L153 51V47H152V45L150 44ZM175 46H177V45H175ZM179 46V45H178ZM12 47V46H11ZM202 47V48H203ZM217 46H214L213 47V50L214 49H216L218 52H223L224 54H229L230 52H231V50L234 48V47H225V49H223V47H217ZM9 48V47H8ZM222 48V49H221ZM112 48H110V50H111ZM166 49H168V48H166ZM231 49V50H230ZM235 49H237V48H235ZM169 50H173V51H176V52H179V53H183V54H179L180 56H185V54H187V55H190L189 57V59H192V58H197V57H195L194 56V54L192 53V55H191V52L190 51H188L187 53H185V52H183L184 50L183 49H169ZM216 50H214V51H216ZM224 50H228V51H224ZM238 50V49H237ZM8 51V52H7ZM216 51V52H217ZM234 51H236V50H234L233 49V52L232 53H234ZM240 51V50H239ZM189 52H190V54H189ZM165 56H167V57H164L161 53L160 54H156L157 56H153V57H149L150 59H149V61H147V62H142L143 63V65L142 64H135L134 66H135V68H134V66L132 67L131 65V67H129V68H131V69H133L134 71H135V78L136 79H140L141 78V75L142 76H146L147 74H149L150 73V71L149 72H147L148 71V67L149 66H157V65H162V66H164V67H167L170 71H169V73L171 72V76L172 77H174L175 75L176 76H180L181 74L179 73L180 72V70H179V68H177V67H175V65L174 66H172L173 65V63H169V64H167L166 62H170V60H172L173 58L172 57H174L175 56V54L173 53L172 55H169L167 52H162ZM215 53V52H214ZM222 53V54H223ZM142 54V53H141ZM216 54V53H215ZM214 54V56H216L217 58H220L219 56H217L218 54H216L215 55ZM231 54V53H230ZM160 55V56H159ZM185 56V57H188V56ZM238 55H240L241 57H243L244 55H241V54H238ZM238 55L237 56H235V57H238ZM200 56V55H199ZM240 56H239V58H240ZM103 57V56H102ZM222 57V56H221ZM226 57V56H225ZM140 58H144V56H142V57H140ZM152 59V60H151ZM155 59H161L162 60V62H157V60L155 61ZM227 59V58H226ZM225 59V60H226ZM140 60V59H139ZM164 60V61H163ZM219 60V59H218ZM242 61V60H241ZM157 62V63H156ZM164 62V63H163ZM243 62V61H242ZM142 65V66H141ZM243 65V67H241V68H243L244 69V67H245V64H242ZM241 65V66H242ZM246 65H247V62H246ZM248 66V65H247ZM72 68V67H71ZM239 68V67H238ZM246 68L247 67H245V69H244V71L246 70ZM74 68H72V69H70V70H73ZM136 69H138V70H140L139 72H137V70ZM177 71V72H173V71ZM247 70H249V72H252L251 70H253V69H249V68H247ZM152 72H157V74H159L160 76H161V74H162V77L164 78L165 77V79L167 78V79H169V73H168V76L166 77L165 76V74H164V72L163 71H161L160 70V68H157L156 69V71H152ZM208 71H206L205 73H207ZM209 72L212 74V76H215L216 74H217V76L216 77H218V76H220V77H223V76H221L222 75V73L224 72L223 70L222 71H220V72H218V71H214V70H212V69H209ZM214 74H213V73ZM138 73V74H137ZM140 73H141V75H140ZM174 73H175V75H174ZM176 73H178V74H176ZM207 74H209V73H207ZM211 74H209V75H211ZM174 75V76H173ZM206 75V74H205ZM209 75H207L206 77H208ZM176 76H175V78H176ZM183 76H184V74L183 75H181V78L180 77H178V78H176L175 80H177L178 79V81H179V83H177V82H174V80L173 81H169V83H168V80H167V83H165L164 82V84H163V82H158V85L157 84H154L153 86H151L150 87V89L152 90V89H154L153 87H155V88H157L158 86H160V91H162V92H169V93H165V95H164V97H160L161 98V100L163 101V103H162V101L161 100H159V99H149V97L148 98H145V97H143V98H140V100H138V102L139 101H141V102H139V104H138V106H130L129 108H132V109H137V110H134V112L135 111H138V110H140V112L141 113H147L148 115H150L151 113H149V111L151 110V109H149L148 107L147 108H143V107H146L145 106V104H144V102L143 101H145V99L150 103V104H160L162 107L160 108L161 109V111H159V112H155L156 114H157V116H158V113H159V115L161 114L162 116H169V115H171L172 116V111H173V116L174 117H176L177 119H178V121L180 122L179 124H177L178 126H181V127H185V126H183V125H189V124H191V122H192V120H195L193 117H191L190 115H188V117H185L184 115H182L184 112H185V109H183V110H176V109H172L171 111H170V109H169V107H168V103L169 102H171V104H173L174 102H175V98H176V101L178 102V104H182V105H184L185 106V100L190 96V95H192L190 92H193V93H195V96H198L199 94H203L202 96H209L210 94H208V95H204V93H205V91L204 90H201L202 92L201 93H199V91H200V89L203 87L202 86V84L203 85H205L208 81L206 80H204V78L203 77H199V76H197V79L198 78H200V79H203L202 81H203V83L201 84L200 82V86H201V88H200V86L198 85V83H197V85L199 86V89L198 88H196V89H193V83L195 82L196 83V81L198 82V80H200V79H196V77L193 75V77H195V78H193L192 76V78L189 76L188 77V80L190 81V83H189V81H187V78H183ZM205 77V76H204ZM205 77V78H206ZM145 79V81H147V79L146 78H144ZM191 79V80H190ZM192 79H194V81L192 80ZM18 80V79H17ZM27 80V79H26ZM141 80H142V78H141ZM172 80V79H171ZM196 80V81H195ZM221 80V79H220ZM218 80L217 81V79H216V81L214 80L213 82H211V81H209L207 84H206V86L208 85H213L212 83H216V84H223L224 86H232V84H226V83H223V80ZM20 81V80H19ZM31 81H33L34 83L36 82V80H31ZM30 81V82H31ZM183 81V82H182ZM184 81H186V82H184ZM193 81V82H192ZM33 82H31V84L33 83ZM172 82V83H171ZM205 82V83H204ZM219 82V83H218ZM33 83V84H34ZM75 84L76 85H80V83L79 82H75ZM186 85V86H184V85ZM188 84V85H187ZM191 84H192V88L190 87L191 86ZM170 85H173V86H170ZM3 86H4V88H7V86H5V83L3 84ZM190 88V89H192V91H189V93L187 94L186 92H184L183 91V89L184 88H188V87ZM235 86V85H234ZM82 87H84V86H82ZM91 87V86H90ZM88 87L90 90H92V91H94V89L93 88H95V87ZM195 88V87H194ZM163 89V90H162ZM171 89V90H170ZM176 89V90H175ZM197 89H198V91H197ZM194 90V91H193ZM195 90H196V92H195ZM6 91V90H5ZM158 91V90H157ZM157 91L155 92L156 94H159V93H157ZM160 91H158V92H160ZM217 91V90H216ZM9 93V91L7 90L5 93ZM161 92V93H162ZM204 92V93H203ZM7 93V94H8ZM186 93V94H185ZM102 95H106V93H101ZM171 94H173V95H171ZM174 94H175V98H174ZM215 94V93H214ZM69 95V94H68ZM151 95H152V93H151ZM186 97H185V96ZM187 95H188V97H187ZM3 96V95H2ZM162 96H163V94H162ZM166 96V97H165ZM172 96V97H171ZM200 96V95H199ZM5 97V99H3ZM3 98H1L2 100H4L6 103H7V105H9V100H7V97L6 96H4ZM130 98H132V96L130 95L129 96ZM167 97L168 98H172L173 100H169L168 101V103L166 102V99H167ZM183 99H181V98ZM129 98V99H130ZM163 98H165V99H163ZM215 98V100H216V102L219 104V99H218V97H214ZM141 99H143V100H141ZM189 99V98H188ZM158 100H159V102H158ZM168 100V99H167ZM191 100H193V98L191 97ZM209 100V101H208ZM204 99V100H200V102L202 101V102H204V103H209V102H211V100L210 99ZM238 100H240V97L238 98ZM243 100V99H242ZM241 100V101H242ZM151 101V102H150ZM153 101V102H152ZM197 101H199V100H196V102ZM158 102V103H157ZM173 102V103H172ZM193 102L195 103V100H193ZM193 102L192 103H186L188 106L189 105H191V104H193ZM140 103H143V104H140ZM166 103H167V105H166ZM198 103V102H197ZM222 103V102H221ZM93 104H96V102H93L92 104H90L89 106H88V108H91L92 107V105ZM170 104V103H169ZM211 105H212V103H210ZM225 106H226V104L225 103H223ZM222 104V105H223ZM240 104V103H239ZM238 104V105H239ZM139 105H140V107H139ZM141 105H142V108H141ZM175 105H177V104H174V106ZM241 105V104H240ZM163 106H164V108L165 109H162L163 108ZM242 106H244V105H242ZM185 107H187V106H185ZM8 108H12V113L14 114V117H9V120H12V121H15L16 123H15V125H12V126H10V127H12L13 128V131L16 133V134H22V133H30L31 134V136H32V139L30 140V141H27V142H24V141H21V143L18 145V146H16V150H14V149H12L11 151H9V152H5V153H0V162H2V163H5V164H7L8 166H12V167H14L12 170H7V171H5L3 168H0L4 173H10V176H14V177H16V178H20V177H24V176H20V175H17L16 173H15V171L17 172L18 171V168L20 167V166H22V165H25V164H28V163H33L35 166H36V169L34 170V174L32 175V176H30V177H26L25 176V178L26 179H24V180H20L21 182H22V184L24 185V186H26V188L27 189H29L30 191H32V192H37V191H39V190H41V188L40 187H37V185L38 184H40L41 183V181H42V179L43 178H45V177H43V176H41L40 175V172H41V170L43 169L44 171H48V169H46V168H44V165L45 164H47V165H50L51 166V168L52 169H58V168H60V161L59 160H53V159H51V157H47L46 156V152L44 151V148H47L48 150L49 149H53V150H57L58 151V153H60V149L62 148V147H65V146H67V147H65L66 149L67 148H71V149H73V156L72 157H69V158H67V159H73V158H79V159H81V160H83L84 159V154L81 152V150H80V147H79V144L78 145H76V144H74V143H72L73 142V140H78V136H77V134L76 135H74V134H72L71 133V136L73 137V139H68V136H69V132L67 131V128L64 130V131H56L55 130V126L53 125V124H51V123H49V130H50V133H51V135L54 137V139L53 140H49V143H50V145H47V144H45V141L47 140V137H45L44 135H43V132L40 130L42 127H43V125H40V126H35V125H33L32 123L29 125V124H25V123H23V121H21V119H20V117H19V115H18V111L20 110V109H22V108H20V107H13V106H9ZM188 108H190V107H188ZM223 108V107H222ZM238 108V107H237ZM242 108V107H241ZM244 109H245V107H243ZM167 109V110H166ZM193 109L196 111V110H200V109H202V108H200V107H193ZM238 109H240V106H239V108ZM247 109V108H246ZM163 110H164V112H163ZM209 111V112H208ZM207 112H208V115L207 116H210V117H213V114H212V112L210 111V110H208ZM239 110H237V113H239L238 112ZM245 111V110H244ZM151 112H152V110H151ZM171 112V113H170ZM180 112V113H179ZM189 112H191V111H189ZM189 112H188V114H189ZM139 113V112H138ZM186 113V112H185ZM211 113V114H210ZM242 113V112H241ZM244 114H247V112H243ZM46 113L45 112H43V115H45ZM152 114L153 115H155L156 116V114H154L153 112H152ZM166 114V115H165ZM168 114V115H167ZM191 114V113H190ZM160 115V116H161ZM170 117V116H169ZM190 117V119H188ZM256 117H257V115H256ZM187 118V119H186ZM193 118V119H192ZM177 119H175V121L178 123V121H177ZM192 119V120H191ZM205 119V118H204ZM260 120L261 119H264V117H262V118H259ZM26 120H29V119H26ZM120 120V122H121V118L119 119ZM185 120V121H184ZM190 120V121H189ZM206 120V119H205ZM188 123H187V122ZM263 121V120H262ZM184 122V123H183ZM210 122L214 125V120L212 121V120H210L209 122H207L209 125H212V124H210ZM181 123H183V125L181 124ZM186 123V124H185ZM252 123V122H251ZM121 124V123H120ZM216 124V123H215ZM105 125H109V124H105ZM194 125V124H193ZM192 125V126H193ZM200 125H205V124H200ZM191 125H189L188 127H190ZM214 126H216V125H214ZM247 125H245V127H246ZM94 127H96V125L94 126ZM244 127V126H243ZM186 128V127H185ZM253 128H255V127H253ZM33 129H36L35 131H33ZM155 129H152V131H154ZM157 130H158V132L160 131V129H158L157 128ZM174 130V129H173ZM176 130V129H175ZM177 130H181L180 128H177ZM248 130H249V128H248ZM256 130H258V128L256 129ZM137 131V130H136ZM17 132H19V133H17ZM155 132H157L156 130H155ZM253 132H255V133H259L258 131H253ZM162 133V134H161ZM175 134H176V140L177 141H181V143L183 142V146L181 145L180 147H176V146H178V144H173L172 143V146H171V144L169 143L170 141H167L165 138H164V136H167L166 134H163V131H160L159 132V136H157V139H156V137H154L155 139V142H157V141H163L164 143H163V145L164 144H166V142H167V145H169V146H167L166 145V147H164V148H167L168 149V156L170 157V155L171 154H173V152H172V150L175 148V149H177V150H180V151H182L183 150V152H185L190 158H193L192 157V153H189L190 151H188V150H186L187 149V144L189 143V142H191L192 144H188V147H190V149H192L193 150V152L194 151H196V146H195V144L193 143V142H195V143H197L199 140H198V138H197V140H196V138H195V140L196 141H194L193 139V141H191V140H189V139H185L184 138V136H182V135H180V133H176V131L174 132ZM241 135V137L240 136H238V137H240V138H242V140H243V142H242V140H240V141H237V144H245L246 142H245V140L244 139H246V133H245V135H243V134H240ZM79 136H83L84 137V144H85V146H86V144L90 141L89 139H88V137H95L96 139H95V141H93V142H95L96 143V145L97 144H100L99 142H98V137L97 136H95L93 133H91V132H89V131H82V132H80L79 133ZM117 136V135H116ZM115 136V137H116ZM177 136H178V138H177ZM244 136H245V138H244ZM37 137H39L40 138V140H42L43 141V144H41L40 143V140H37ZM127 137H129V136H127ZM133 138H134V136H132ZM102 138H105L106 140H108V141H104V143H106L107 142V146L108 145H111L110 143L108 144V142H110L109 141V137L107 136V133H105V132H103V134H102V136H101V139ZM133 138H132V141H133ZM162 138V139H161ZM181 138V139H180ZM16 139V138H15ZM186 140V141H184V140ZM237 139V138H236ZM118 140H119V138H118ZM166 140V141H165ZM187 140H189V142L187 141ZM234 140H235V137H234ZM234 140H232L231 141V143L232 144H234ZM239 140V139H238ZM249 140H251V139H249ZM235 141V142H236ZM247 141V140H246ZM101 142V141H100ZM103 142V141H102ZM188 142V143H187ZM240 142V143H239ZM242 142V143H241ZM104 143H101L100 145H103L102 147L104 148V150H105V144ZM158 143V142H157ZM169 143V144H168ZM187 143V144H186ZM198 143H202V141L200 142H198ZM117 144H119V141L117 142ZM236 144V143H235ZM162 145V146H163ZM174 145V146H173ZM189 145H191V146H194V148L193 147H191V146H189ZM28 146H31L32 148H34V149H36V150H38L39 152H40V155H41V157L43 158L41 161H34L32 158H31V155L32 154H29L27 151H26V148L28 147ZM118 146V145H117ZM132 148H136V150H138L137 149V145H136V143L133 141L132 142ZM210 146V144H208V147ZM236 146H238V145H236ZM109 147V146H108ZM113 147H115V146H113ZM127 148H130V147H128V146H126ZM126 147H124V148H126ZM182 147H184L183 149H182ZM64 148V149H65ZM87 148H89V147H86L85 148V151L87 150ZM95 148H96V146H95ZM110 148V147H109ZM115 148H117V147H115ZM186 148V149H185ZM210 148V147H209ZM189 149V148H188ZM189 149V150H190ZM214 149L216 150V148H215V146H214ZM109 150V149H108ZM105 151L106 153H107V156L109 157V156H111L110 154H112V151L111 150H109V151ZM135 150V149H134ZM191 150V151H192ZM99 150L97 149L96 151H93L92 153H91V155H90V157H93V158H96L97 156H101L102 158L101 159H105L104 157H103V155L102 154H100V152H98ZM111 151V152H110ZM229 151V152H228ZM227 151V153H232L231 152V150H228ZM238 152V151H237ZM63 153L64 152H62V157H66V152H65V154H64V156H63ZM99 154V155H96V154ZM152 153V152H151ZM199 153V152H198ZM197 153V151L195 152V154H194V156H197V155H200V154H198ZM234 154H232V155H234L235 156V154H236V152H233ZM154 154V153H153ZM152 154V155H153ZM190 154H191V156H190ZM21 157V159L16 163V164H13L12 163V160L13 159H15L16 157ZM57 156H59V155H57ZM154 156H155V154H154ZM210 157H211V155H209ZM236 156H237V158H241V157H239L237 154H236ZM236 156H235V158H236ZM60 157V156H59ZM112 158V157H111ZM127 158V157H126ZM131 159H133L134 160V157L132 156V157H130ZM215 157L214 156H212V160H214V162H215V160H217L216 158L214 159ZM158 161L159 162H163L164 163V157H158ZM113 160H115L118 164H121V167H122V160L120 161V159H117V158H114ZM192 160V159H191ZM205 161H206V158L204 159ZM152 161V160H151ZM183 161V163L185 164L186 162H187V166H186V164H185V166H186V168H184L183 170H182V173H188V172H190V171H192V168H193V166L191 165V163H190V161L188 160V161H185L184 159L182 160ZM226 162H227V164L229 163V164H231V165H229L228 167H230L231 169H233V170H231L230 168V170L231 171H233V172H236L237 170L240 172H242V173H240V174H243V175H238L239 174V172L237 171V175H238V177L239 176H241L242 178L240 179V177L239 178H237L236 179V181L234 182V181H232V180H230L231 182H234L235 183V186L234 185H228L226 182H224V183H226V186H227V189H230L231 187H233V189H236V191H233L232 190V188H231V190H229V191H227V189L225 188L224 189V187H222L221 189L223 190V195H224V199L222 200H218V199H220V195L218 196V195H216V194H218V192H216V191H218L217 189L218 188H216V184H218L217 186H219L220 187V185L219 184H224V183H222L223 182V180L224 181H226L225 179L226 178H223V176L221 177V175H217V176H213L212 174H210V176L212 175V177H214V178H208V175H209V172H206V174H205V172H204V174H205V177H204V175L203 176H199V177H197V181L198 180H204L203 178H205L206 179V182H209L208 184L211 186V187H213L212 189H216V190H214L215 192H213L212 194H214L215 195V199L217 200V202H216V200L214 199V198H209V199H205V204H207L208 206H210L211 204H213V201H214V203L216 202V203H218L219 205H217V206H219V207H221V208H223V209H225V211H228V213H229V215H231V214H233L232 212H236V208H234L233 206H232V199H235L234 197L235 196H237L238 197V199H239V196L238 195H236L238 192L237 191H239V189H240V191H239V193L243 190V188H247L248 190H249V187H251L253 184V181H250V180H253V178H254V174L253 173H248L249 175V177H247V172L246 173H244L245 171H247L246 170V168H244L245 170L243 171V170H241L242 169V167H241V164H239V163H235V165H237V164H239V166L240 167H237V166H233V162H231L230 160H221V161H219L218 163H217V165H216V162H215V165L216 166H218V164H220L222 167H224V168H226V169H228V167H227V164H226ZM64 163V162H63ZM96 161H92V167H96L97 165L96 164H98V165H102V164H99V163H96ZM170 163V162H169ZM172 163V162H171ZM170 163V164H171ZM205 163V165H207L208 167H210V166H213L214 164H208L207 163V161L206 162H204ZM153 164V165H152ZM151 165H152V167H154V168H156L157 169V171L155 172V174L156 175H158V173L160 172V169L161 168H159V167H157L156 165L154 166V163H152ZM68 166V165H67ZM70 166V165H69ZM72 166H74V165H72ZM105 166H107V164L105 165ZM184 166V167H185ZM191 166H192V168H191ZM206 166V167H207ZM108 167V166H107ZM97 168V167H96ZM182 168H183V166H182ZM241 168V169H240ZM191 169V170H190ZM228 169V170H229ZM185 170H187V171H185ZM101 172V171H100ZM250 172V171H249ZM101 174H102V172H101ZM178 174V173H177ZM103 175H104V173H103ZM188 175V174H187ZM186 175V176H187ZM102 176V175H101ZM161 177H162V175H160ZM177 176H179V175H177ZM209 176V177H210ZM243 176H244V179H243ZM159 177V176H158ZM191 179H190V178ZM196 177H195V179H196ZM217 177V178H216ZM253 177V178H252ZM160 178V177H159ZM187 178H189V179H187ZM193 177L192 176H187V177H185V179L183 180V181H188V180H194V179H192ZM199 178H201V179H199ZM216 178V179H215ZM250 180H249V179ZM252 178V179H251ZM87 179V178H86ZM88 179H90V178H88ZM161 179V178H160ZM164 179V181H165V178H163ZM220 179V180H219ZM241 181H240V180ZM242 179H243V181H242ZM28 180H32V181H35V183H29L28 182ZM153 180V179H152ZM162 180V179H161ZM218 180V181H217ZM238 180V181H237ZM248 180H249V182H248ZM174 181H176L175 180V178L173 179V181L172 182H174ZM182 180H181V182H180V180L178 179V181H176V182H179L178 184L180 185L181 184V186L183 185V187H185L184 185L186 184H188V183H184ZM196 181V182H197ZM201 181H198V184H200V182ZM56 181H52V182H49V183H51V184H54ZM154 183H153V187L150 185H148V186H146V185H143V186H146L145 188L147 189V190H145V191H147V192H151V189L152 188H155L156 187V185L158 184V181H156V178H155V180L153 181ZM159 182H163V181H159ZM182 182H183V184H182ZM205 181H203V183H206ZM212 184H211V183ZM227 182H229V180L227 179ZM251 182V183H250ZM12 183V182H11ZM175 183V182H174ZM239 185H238V184ZM248 183H250L249 185H248ZM65 184L67 185L66 187H65V190L66 191H71L72 190V186L73 185H69L68 183H66L65 182ZM111 184H113V183H110V185ZM197 184V183H196ZM213 184H214V186H213ZM237 184V185H236ZM242 186H241V185ZM252 184V185H251ZM109 185V186H110ZM116 187H118V185L117 184H114ZM163 185V184H162ZM195 183H191V186H192V188H194V187H196V188H200V190L202 189V187H201V185H198V187H197V185H195ZM111 186H113V185H111ZM163 186H165V185H163ZM203 186V185H202ZM231 186V187H230ZM247 186V187H246ZM142 187V186H141ZM150 187V189L148 190V188ZM0 188H2V189H5V188H7V189H9V188H15V187H13V186H5L4 184L3 185H1L0 186ZM114 188V187H113ZM143 188V187H142ZM144 188V189H145ZM252 188V187H251ZM64 189V188H63ZM117 189V188H116ZM115 189V190H116ZM143 189V190H144ZM125 190V189H124ZM124 190H121V191H124ZM221 190V191H222ZM153 191V190H152ZM202 191V190H201ZM232 191V192H231ZM125 192V191H124ZM219 192H220V190H219ZM235 192H237V193H235ZM242 192H244V194H245V192H246V190H244V191H242ZM127 195H130L131 194V192L129 193L128 192V188H127V192H125ZM233 194V195H232ZM249 194V196L250 197H253V195L251 194V193H248ZM173 195H175V192L173 191L172 192V194H170V196H173ZM213 195V196H214ZM226 195H228L227 197H226ZM193 196V198H195V199H202L203 197H201V195L197 198L196 197V195H191L190 197H192ZM187 198V199H189V200H194V199H192V198ZM228 197H231L232 199L231 200H229V199H227ZM236 197V198H237ZM85 198V197H84ZM171 199H167L168 201H170V204H168V208H172L173 206L175 207H178V205H176L177 204V202L174 200V199H172V197H170ZM226 198V199H225ZM211 199H214V200H211ZM237 199V200H238ZM227 200H229V202L230 201H232L230 204H231V207L230 206H226V204L227 205H230L229 203H228V201ZM209 201L211 202V203H209ZM224 201V202H223ZM244 201V203L246 204V208H245V204L244 203H242V206H244V210H246V211H243V212H246V213H249V212H252V210H254L253 212H255V211H259V210H261L262 212H264V204L263 203H261V204H256V205H252V204H250V201L247 203V200H243ZM65 202V201H64ZM172 202V203H171ZM226 202V203H225ZM253 202V201H252ZM251 202V203H252ZM51 204H54V201H52V202H50ZM50 203H48L47 205H49ZM67 203V202H66ZM103 203V202H102ZM132 204L130 205L129 204V209H130V212H131V210H133V208L135 209V211H136V208L135 207H133L132 205H134V203L133 202H131ZM175 203V204H174ZM183 203V202H182ZM235 203V202H234ZM173 204V205H172ZM179 204V206L181 205V203H178ZM210 204V205H209ZM105 205V206H104ZM106 205L108 206V203L106 204L105 202H104V204L100 207L101 208V210L100 209H98V208H96L95 210H93L95 213H96V210L98 211V212H102L103 210L105 211L106 209H108V207L106 208ZM238 205V204H237ZM240 206H238L239 208H242L243 209V207H241V204H239ZM248 205H249V207H251L252 208V210L250 211V209H249V207H248ZM172 206V207H171ZM183 206H184V204H183ZM182 206V207H183ZM6 207V205L5 204H3L2 206H1V208L2 209H4ZM181 207V206H180ZM181 207V208H182ZM185 207V206H184ZM211 207V206H210ZM209 207V208H210ZM229 207H230V209H229ZM104 208V209H103ZM106 208V209H105ZM179 208V207H178ZM178 208H172L173 210H175L176 211V209H178ZM180 208V209H181ZM233 210H232V209ZM254 208H256V209H254ZM183 209V208H182ZM182 209H181V211H182ZM211 209V208H210ZM228 209V210H227ZM100 210V211H99ZM179 210V209H178ZM176 211L177 213H180V210L179 211ZM184 210H185V208H184ZM232 212H231V211ZM103 211V212H104ZM115 211V210H114ZM114 211H112V212H114ZM186 211V210H185ZM185 211L183 212V213H185ZM188 211H190V212H188ZM196 211L197 210H192V213L193 214H199L198 216H200V215H202L200 212H198V213H196ZM261 211H259L260 213H261ZM112 212H111V210L109 211V209L108 210H106L104 213H106L107 215H108V213H111L112 214ZM115 212H118L117 210L115 211ZM187 215H188V213H189V215L191 216L192 214H191V209H189V208H187ZM238 212V211H237ZM237 212L235 213V216L237 217ZM240 213H241V215L243 214L244 215V213L242 212V211H239ZM256 212V213H257ZM240 213H238L239 214V217H240ZM114 214V213H113ZM112 214V215H113ZM158 214L159 213H157L156 214V217L155 218H157L158 217ZM182 214V213H181ZM207 214V213H206ZM205 214V215H206ZM259 214V213H258ZM264 213H262V216L264 217V215H263ZM66 215H69V214H67L66 213ZM155 215V214H154ZM166 217L165 218H167L168 219V217H167V214H164ZM164 215H162V216H164ZM184 214H182V216H183ZM185 215H186V213H185ZM204 215V214H203ZM209 215L211 216V213L209 212ZM209 215H206L207 217H208V219L210 218V220H212L213 222L215 221V217L213 218L212 216L210 217ZM259 215H261V214H259ZM115 216V215H114ZM122 216V217H121ZM194 216H196V215H193L192 217H194ZM232 216V215H231ZM247 216V215H246ZM245 215L243 216V217H240L239 219L241 220V221H239V225H241L242 227H243V229H244V231L245 232H247L248 234H250V235H252V232L249 230V227H247V226H245V224H243V220L245 219V217H246ZM110 217V216H109ZM120 217L121 218H123V219H125L124 217H123V215H122V213L120 214ZM120 217H118V218H120ZM159 217L160 218H162L161 217V215L159 214ZM232 217H234V216H232ZM195 218V217H194ZM194 218H193V220L192 221H190L189 222V224L190 223H192V225L190 224L189 225V228H191V227H193V223L195 222V220H194ZM238 218V217H237ZM127 219H129V220H131L132 218H127ZM157 219H159V218H157ZM238 219V220H239ZM162 219H160V221H161ZM98 221H102V220H97V222ZM163 221L164 222H162V223H168L169 221L168 220H165V219H163ZM243 221V222H242ZM119 222V221H118ZM118 222H116V223H114V224H118ZM120 222H121V219H120ZM119 222V225H120V227L118 226V225H116V227H114L115 229H120L121 230V225L123 226V223L121 222L120 223ZM178 223H183L182 222V219H180V220H178L177 221ZM107 224H108V226H109V222H106ZM202 223V222H201ZM200 223V224H201ZM195 225H197L196 223H194ZM203 224V223H202ZM133 225L135 226V223H133ZM204 226V225H203ZM205 226H207L206 224H205ZM226 227H229V225L228 224H223V229L225 228V229H227ZM109 228H113L112 226L111 227H109ZM141 228H143V227H141ZM140 228V229H141ZM213 229L211 230V232H209L208 230L209 229H206L207 231H204V232H206V233H208V234H212L213 233V236H214V232H216L215 230V227H212ZM252 228V227H251ZM154 231H155V226H154ZM211 229V228H210ZM254 229V228H253ZM262 229V228H261ZM165 230H167V229H165ZM174 229H170L169 230V232H171V231H173ZM190 230H194V227L193 228H191ZM228 231L229 230H232L230 227L227 229ZM141 231V230H140ZM153 231V232H154ZM176 231V230H175ZM212 231H214V232H212ZM226 231V230H225ZM168 232V233H169ZM218 232V231H217ZM217 232H216V234H215V236H217L218 234H217ZM260 232V231H259ZM257 230H256V234H254L253 236H254V238H253V240H256L258 237L257 236H259V238L262 236V235H264V233L262 234L261 232V234L259 233ZM219 233V232H218ZM220 233H222V232H220ZM109 234H111V231L109 232ZM133 234V233H132ZM132 234H130V235H132ZM221 235V237H222V235L223 234H220ZM134 236V237H133ZM133 236H131L132 238L131 239H128L127 241H126V244H131L132 242H133V240L132 239H135L136 238V235H135V233L133 234ZM137 236L138 237H140V235H138L137 234ZM214 236V239H213V243H217V249H221V246H222V242L220 243V241L222 240L221 239V237L219 236L218 237V239H217V237H215ZM253 236H251V237H253ZM122 237H124V235H121L120 236V239L122 238ZM177 237H178V235H177ZM212 237V236H211ZM143 238V237H142ZM150 238V237H149ZM153 237H152V235H151V240L152 241H150V239H148L150 242H153L155 245H157V243L158 244H161V245H165V243H167V242H165V240L166 241H168L166 238H164V237H158V238H156L155 237V240L154 239H152ZM162 238V239H161ZM213 238V237H212ZM264 238V237H263ZM159 239H161V240H163L164 241V244H163V242L162 241H158ZM97 240H100V242L102 241V240H106V239H101V238H98ZM131 240V241H130ZM147 240V239H146ZM154 240V241H153ZM201 241L200 242H202L201 243V245H202V247L204 248V249H206L207 250V248H208V250L210 251L211 250V252L213 253V252H216V247L214 248V249H210V248H213V246L212 245H208V244H206L205 243V241L203 242V238L201 237V239H200ZM226 240V239H225ZM259 241L261 240V238L260 239H258ZM157 241V242H156ZM207 241V240H206ZM227 241V240H226ZM100 242H98V243H100ZM103 243L105 242V241H102ZM108 242V241H107ZM258 242V241H257ZM203 243H205V244H203ZM111 244L112 245H114V242H111ZM147 244H149V243H147ZM169 244V243H168ZM221 244V245H220ZM170 245H172V242L170 243ZM174 245V244H173ZM172 245V246H173ZM220 245V246H219ZM154 246V245H153ZM212 246V247H211ZM229 246H230V244H229ZM231 246L233 247L234 245H232V243H231ZM231 246H230V248H231ZM210 247V248H209ZM235 248H236V245L234 246ZM233 247V248H234ZM234 248V249H235ZM248 248V247H247ZM246 247H245V250H244V248L242 249V248H240V249H235L236 250V253L238 252V251H242L241 253V255H243V251H245V252H248V254H249V260L248 261H251L252 260V257L254 256V257H257L256 255L258 254V250L256 251L257 253H255V251L253 252V253H255V254H251L252 252H250V250L251 249H253L252 247H250L249 246V248H251V249H247ZM256 248L257 249H259V244L258 243H256ZM125 249V248H124ZM246 249H247V251H246ZM185 250H186V253H187V255L188 256H194V257H196V254L195 253H192V251H191V249H189L188 247L187 248H185ZM189 250V251H188ZM233 250V249H232ZM235 250H233L234 251V253H233V255L235 256ZM238 250V251H237ZM260 250V249H259ZM126 251V250H125ZM124 251V252H125ZM220 251V250H219ZM218 250H217V253L219 252ZM229 251H231V250H228V252L227 253H230ZM251 251H253V250H251ZM23 252V251H22ZM191 253L190 255H189V253ZM244 252V253H245ZM250 252V253H249ZM260 252V251H259ZM126 253V252H125ZM128 253V252H127ZM143 253H146L147 254V251L145 250ZM143 253L140 255V256H137V257H134L133 259L131 258L130 259V261H136V263L138 262V261H140V258H142V261H143V264L145 263V264H148L147 262H148V258H151L148 254V256H145V255H143ZM213 254V256H214V258L216 259V260H219L220 262H223L224 260L222 259V258H219V255L218 254ZM232 253V252H231ZM260 254V253H259ZM258 254V255H259ZM217 255H218V258H217ZM245 255V254H244ZM27 256L30 258V260L31 261H38L39 259H40V257L42 256V255H38L37 253H29V252H27ZM83 256V255H82ZM127 256H128V254H127ZM96 257V256H95ZM148 257V258H147ZM171 257V255L170 256H168L167 254H163L162 255V258L161 259H169ZM227 257V258H226ZM244 257V256H243ZM202 258V257H201ZM200 258V259H201ZM224 258H226L227 260H226V262H223V263H221V264H227V262H228V264L229 263H232V264H234V261H229L228 260V255L227 256H224ZM139 259V260H138ZM154 260L156 259V258H153ZM160 259V258H159ZM203 259V258H202ZM222 259V260H221ZM138 260V261H137ZM153 260V261H154ZM156 260H158V259H156ZM155 260V261H156ZM239 260V259H238ZM96 261V260H95ZM142 261L141 262H139L140 264H142ZM145 261V262H144ZM242 261H244V260H242ZM255 261V260H254ZM98 262V261H97ZM97 262H92V264H97ZM245 262L246 263H249V262H247L246 261V259H245ZM65 264L67 263V262H64ZM63 263V264H64ZM158 263V262H157ZM243 263V262H242ZM149 264H152V263H149ZM192 264V263H191Z\"/></svg>",
  "mask_w": 264,
  "mask_h": 264
}]
</instances>
